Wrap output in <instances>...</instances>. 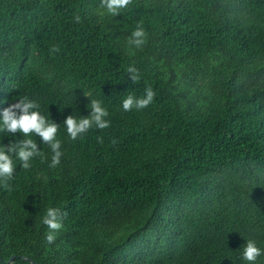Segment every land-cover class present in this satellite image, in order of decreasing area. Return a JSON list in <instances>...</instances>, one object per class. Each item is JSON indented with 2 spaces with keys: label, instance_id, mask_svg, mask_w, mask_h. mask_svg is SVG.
Returning <instances> with one entry per match:
<instances>
[{
  "label": "trees",
  "instance_id": "obj_1",
  "mask_svg": "<svg viewBox=\"0 0 264 264\" xmlns=\"http://www.w3.org/2000/svg\"><path fill=\"white\" fill-rule=\"evenodd\" d=\"M101 4L0 0V116L15 92L37 99L60 124L62 152L53 165L33 133L43 154L28 168L16 158L0 178V255L264 264V252L242 255L248 239L264 249V0H130L116 16ZM138 26L140 47L129 43ZM148 88L150 104L123 108ZM92 98L109 126L71 137L65 118L89 115ZM23 139L0 132L5 144ZM49 207L60 210L58 230L44 223Z\"/></svg>",
  "mask_w": 264,
  "mask_h": 264
},
{
  "label": "clouds",
  "instance_id": "obj_2",
  "mask_svg": "<svg viewBox=\"0 0 264 264\" xmlns=\"http://www.w3.org/2000/svg\"><path fill=\"white\" fill-rule=\"evenodd\" d=\"M130 6V0H102L101 10L116 16L122 10ZM80 20V16H76ZM147 33L143 26L136 27L129 38V43L140 47L144 44ZM133 81L139 80L138 69L133 66H128ZM9 91L17 89L16 85H8ZM154 91L151 88L146 89L145 95L136 97L134 95L126 96L122 101V106L125 110L131 109L133 106L143 108L150 104L154 97ZM18 97V98H17ZM8 100L7 97L4 98ZM12 103L3 109V114L0 116V132L13 133L19 131L24 135V139L19 142L5 144L0 142V178H8L13 175L16 158L24 162V167L28 168L31 165L32 158L39 154H43L41 149H38L37 141L33 138V133L39 134L43 141L50 144L53 154V165L60 161L61 140L57 138L59 125L50 120L40 111L39 101L31 98L28 95H20L15 92L12 96ZM88 107L92 109L91 113L86 116L68 115L65 118L64 124L67 127V132L71 137L76 138L80 133L90 128L95 124L97 127L105 128L109 126L110 120L108 109L99 99L92 98ZM60 210L56 207H49L47 214L44 216V223L50 229L58 230L62 227V221L59 219ZM56 232L50 231L47 233L48 241L55 239ZM264 252L255 240L248 239L243 245V258L247 262H255L261 253Z\"/></svg>",
  "mask_w": 264,
  "mask_h": 264
},
{
  "label": "water",
  "instance_id": "obj_3",
  "mask_svg": "<svg viewBox=\"0 0 264 264\" xmlns=\"http://www.w3.org/2000/svg\"><path fill=\"white\" fill-rule=\"evenodd\" d=\"M15 258H16V255H12V256L9 258V260H8L7 262H5L4 259L2 258V256L0 255V260H1L4 264H11V263L14 261ZM20 258H22V259H24V260H27V261H29V262H31V263L37 264V263L34 261V259H32L31 257H28V256H24V255H22V256H20Z\"/></svg>",
  "mask_w": 264,
  "mask_h": 264
}]
</instances>
